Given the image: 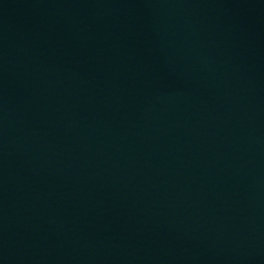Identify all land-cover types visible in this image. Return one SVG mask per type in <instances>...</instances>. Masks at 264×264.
Here are the masks:
<instances>
[{
	"label": "water",
	"instance_id": "obj_1",
	"mask_svg": "<svg viewBox=\"0 0 264 264\" xmlns=\"http://www.w3.org/2000/svg\"><path fill=\"white\" fill-rule=\"evenodd\" d=\"M0 264H264V0H0Z\"/></svg>",
	"mask_w": 264,
	"mask_h": 264
}]
</instances>
